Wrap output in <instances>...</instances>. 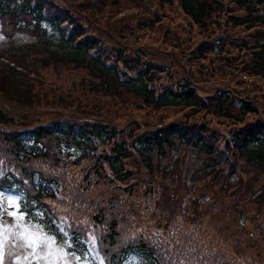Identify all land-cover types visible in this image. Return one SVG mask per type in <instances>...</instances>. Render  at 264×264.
Masks as SVG:
<instances>
[{"label": "trees", "instance_id": "1", "mask_svg": "<svg viewBox=\"0 0 264 264\" xmlns=\"http://www.w3.org/2000/svg\"><path fill=\"white\" fill-rule=\"evenodd\" d=\"M110 1L0 0V14L14 31L24 30L43 40L42 64L82 68L85 73L80 80L93 91L111 93L108 88L121 86L139 104L182 108L183 114L140 127L135 120L116 124L112 117L92 116L115 105L86 104L75 106L72 113L50 112L56 119L47 115L34 118L30 112L18 113L0 105V189L20 190L24 213L58 240L68 236L69 250L80 255L87 250L90 220L98 231L106 264H122L133 252L142 264H264L263 249L243 235L248 231L252 236L247 228L251 219L245 221L247 197L240 195L242 201L236 199L229 208L243 216L241 222L218 225L213 221V215H218L215 206L203 197L209 188L204 187L202 195L190 193L196 191L202 174L230 179L241 168L250 169L256 174L252 182L247 181L253 196L250 200H256L260 209L264 207V0H232L225 10L223 0H149L147 6L138 0L136 6L144 8V13L131 15L137 17L135 23L129 16L119 25L107 18V12L96 16L92 11L97 5L105 6V11L127 5V0H113L115 5L108 6ZM154 1L180 6L189 28L180 23L173 29L171 21L162 22L164 13L156 9ZM242 8L245 11H239ZM221 21L218 34L202 37L187 53L198 31L212 30L211 22ZM158 25L163 26L162 36L180 47L182 56L179 50L168 51L170 44L164 49L122 40L141 28L150 34ZM242 25L249 29L245 34L240 31ZM157 37L155 34L152 40ZM243 48L248 56H240ZM157 50L170 61L158 58ZM2 55L13 74L30 76L23 63ZM213 61L224 72L231 71L232 78L209 91L196 78L213 74ZM192 64L197 67L191 68ZM245 74L256 75L258 80ZM243 83L251 85L250 92ZM117 97L111 103L125 102L116 105L121 109L134 102ZM207 113L232 121L222 130L211 123ZM191 114L194 117L189 118ZM182 149L201 159L199 167L189 172L194 187L183 184L182 166L170 164L177 159L172 154ZM65 212L76 220L65 221ZM149 219L154 227L148 225ZM262 222L264 217L260 229ZM203 226H209L211 232V227H217L224 237L216 241L211 237V243L199 239L195 228ZM227 226L229 233L224 231ZM190 227L193 229L188 230ZM261 233L253 239H264Z\"/></svg>", "mask_w": 264, "mask_h": 264}, {"label": "rangeland", "instance_id": "2", "mask_svg": "<svg viewBox=\"0 0 264 264\" xmlns=\"http://www.w3.org/2000/svg\"><path fill=\"white\" fill-rule=\"evenodd\" d=\"M140 1V0H139ZM85 1L82 2V4ZM112 5L108 4V6L115 5L113 0L110 1ZM132 2V3H131ZM138 0H127V5L117 6L111 10H102L100 5L94 6L93 10L96 16L102 15L103 12H107L109 18L115 25H119L120 22H124L125 19L134 14L144 13V8L141 6H136ZM228 2V3H227ZM130 3V4H128ZM144 6L149 4V0H142ZM156 9H160L163 14L162 22H172L173 29H176L177 26L181 24H187L188 20L185 13H181V7L177 6V4L170 5L168 3L161 5L157 1H154ZM179 4V2H178ZM226 4H233L232 0H223L222 10H225ZM88 5V4H87ZM180 10V11H179ZM179 13H178V12ZM241 11V10H239ZM133 23L137 22L136 16H131ZM94 20V16L92 18ZM213 24V29L211 27L204 29V31H198L190 41V46L187 47V53L191 52V47L194 45L199 39H204L202 37L214 36L219 33L220 28L222 27L223 21L221 22H211ZM8 20L4 15L0 14V104L10 108L11 110L18 113H27L30 112L31 115L35 118L45 117L56 119L55 113H50L53 111H61L65 113H72L75 110V106H88L86 104H94L95 106H113V108H109L107 110H101L99 114L93 116H105L112 117V122L116 124H123L124 122H128L130 120H135L136 123L141 127L142 125L154 126L157 123H161L166 121L167 119H171L177 117L178 115L183 114L182 108L173 109V106H163L157 107L152 103H142L139 104L138 101L130 98L128 96V91L123 87L118 88H108L111 93H103L102 90L93 91L91 86L88 87L83 84L80 80V77L85 73L82 68H75L70 66H60L51 63L50 65H44L40 62L42 59V55L40 54V50H43V40H40L35 34H32L27 31H14L10 26ZM190 26V25H189ZM244 28H240L242 34H245L249 31L244 25ZM160 27V30H159ZM157 30H154L150 34H147L144 28L137 30L134 33H127V37L122 36V40H125L129 44L134 46L147 44V46L158 45L161 48L167 49L169 44L172 45L171 49L168 51H180V47H176L175 43L171 40H167L163 35V26L158 25ZM194 30H197V24L193 25ZM199 28V27H198ZM172 29V30H173ZM231 29V28H230ZM232 30V29H231ZM115 32V30H114ZM117 33V32H116ZM158 37L152 40L154 35ZM113 35V34H112ZM119 36V35H118ZM121 37V36H119ZM188 40V37H185ZM34 45L28 44L33 43ZM182 49L184 47V41L182 40ZM234 51H237V48L232 47ZM160 50L154 51V54L165 61H170L169 56H164L163 53H160ZM183 52L180 51L181 56ZM4 55H8L11 58H15L20 63H23L26 67L30 69L28 75H18L13 74L12 67L7 65V62L4 60ZM245 54L249 55L248 51L245 48L241 49L240 56ZM207 62V59L205 60ZM210 63V61H209ZM213 67L215 72L206 78H196L197 82L202 86L203 89H211L216 84H225L230 78H232V72H224L217 64H214ZM189 66L188 63H186ZM175 66L178 67V64ZM197 64H192L191 68L195 69ZM32 69L35 71L33 72ZM26 71V70H25ZM185 72V70H184ZM27 73V71H26ZM45 75V76H43ZM38 76V77H37ZM245 77H248L251 80H258V76L252 74H245ZM41 78L47 79L40 80ZM195 78V77H194ZM248 92H250L251 85H246ZM90 88V89H89ZM104 91V90H103ZM116 92L117 94H114ZM205 92V91H203ZM120 95L121 98H126L128 100L134 102H128L121 107H116V105L125 103L123 101H118L119 103H111L115 102L117 96ZM65 102L71 104H64ZM116 101V102H117ZM125 101V100H124ZM127 102V101H126ZM64 114V113H61ZM60 115V114H57ZM68 115V114H65ZM32 117V119H33ZM189 118L194 117L193 114L188 116ZM206 117H211V123L219 124L222 130L226 129V126L230 121H232L228 117L220 116V115H212L211 113H207ZM219 120V122H216ZM173 159L170 164L174 167L180 165L183 167L182 180L183 184L190 185L194 187V179L189 176L190 170L193 168L199 167L201 164V159L191 150L182 149L179 150L178 153L172 154ZM168 157H166L167 159ZM178 162V164L172 163ZM256 174L254 172H250V169L241 168L240 173L233 174L230 179L215 178L213 174L207 173V175H203L198 179L197 189L194 191L190 190V193L194 192L196 194L203 193L204 187L206 189L209 188V192L204 194V198L208 201L212 202L217 210L218 215H213V221L216 224H221L224 222H241L243 216L236 212L233 209H229L230 206L235 202L236 199H239L240 195L247 197V214L245 217V221L250 218L249 223L247 224V228L252 231V236H248V231L244 232L243 235L247 241H251L253 245L256 247V243H258L259 248H262L264 252V239H260L255 241L254 239L259 238L262 235V231L264 232V223L262 222V229H260V223L262 217H264V207L262 209L259 208V204L256 200H250L252 196V190L248 189L247 181L250 180L252 182L253 177ZM178 180V179H177ZM176 180H172V183H175ZM52 187H55L54 183H51ZM214 190H217L213 192ZM141 192V190H139ZM216 195H215V194ZM251 195V196H250ZM250 196V197H248ZM20 197L21 191L11 187H5L0 189V241L3 243V253H4V264H99L91 255H79L73 251H70L69 248L65 250L74 255H69L65 259H60L62 256V250L57 248V244H63L67 246L69 243V238L66 236L63 241H59L53 234L49 231H46L37 220L32 217H28L27 214L20 208ZM189 200V197L187 198ZM241 200V199H239ZM242 201V200H241ZM59 203H65L63 201H58ZM67 204L65 203V206ZM241 205H245L243 202ZM15 215H12V214ZM23 213V216H21ZM205 216H212V213H204ZM256 215V216H254ZM149 226L154 227L152 219H149ZM244 226H246V222H244ZM230 227V226H229ZM139 228L142 229V217L141 224ZM224 231L226 233L230 232L228 226ZM192 230L193 227L188 228V230ZM209 226H203L202 228H195V232L198 235L199 239H205L211 243V237L213 241H216L219 236L224 237V235L216 230L217 227H211L214 229L212 232L209 231ZM27 234L31 236L33 234L48 237H54L55 243H51V252L52 255L44 256L43 253L37 249V255H39L40 259H34L31 253V248H28L25 245L26 241L22 238L21 234ZM213 233V236H212ZM200 235V236H199ZM251 235V233H250ZM202 236V237H201ZM254 238V239H253ZM27 256L28 259H24ZM80 257L79 260L75 259V257ZM17 257L20 259L17 260ZM122 264H142L141 258L137 253H130Z\"/></svg>", "mask_w": 264, "mask_h": 264}, {"label": "snow or ice", "instance_id": "3", "mask_svg": "<svg viewBox=\"0 0 264 264\" xmlns=\"http://www.w3.org/2000/svg\"><path fill=\"white\" fill-rule=\"evenodd\" d=\"M12 215H15L14 213ZM21 216H23V213H21ZM22 238L25 239L26 243L24 246L31 248V253L29 255H32L34 259H40L41 257L37 255V249L40 250L41 253H43L44 256L52 255L51 252V241L52 243H55L54 237H48L47 235L40 236L33 234L31 236H28L27 234L22 233ZM57 248L62 250L63 254L60 256V259H65L69 255H74L72 253L67 252L66 248H71V245L64 246L63 244H57ZM20 258L17 257V260ZM24 259H28L27 256L24 257ZM75 259L79 260L80 257H75ZM0 264H4V253H3V243L0 241ZM70 264V262H69Z\"/></svg>", "mask_w": 264, "mask_h": 264}]
</instances>
